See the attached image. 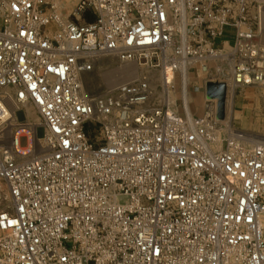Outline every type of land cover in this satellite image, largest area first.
Listing matches in <instances>:
<instances>
[{"label":"built area","instance_id":"obj_1","mask_svg":"<svg viewBox=\"0 0 264 264\" xmlns=\"http://www.w3.org/2000/svg\"><path fill=\"white\" fill-rule=\"evenodd\" d=\"M59 4L0 0V264H264V142L149 106L147 80L81 79L116 56L168 93L218 58L235 88L262 80L264 0H77L80 22ZM26 104L39 153L18 147Z\"/></svg>","mask_w":264,"mask_h":264},{"label":"rangeland","instance_id":"obj_2","mask_svg":"<svg viewBox=\"0 0 264 264\" xmlns=\"http://www.w3.org/2000/svg\"><path fill=\"white\" fill-rule=\"evenodd\" d=\"M76 2L77 0H69L63 4L59 1V12L69 20L86 21L88 18L86 14L77 16V18L71 14ZM123 64H128L130 67L135 66L138 73L135 78L147 80L148 84H151L149 85L151 96L147 104L149 106L161 105L164 101V95L158 80V72L133 63H123L116 56L99 58L89 72L82 74L83 90L91 94L104 93L107 90L102 74ZM202 67H205L206 70H202ZM186 75L185 88L190 97L189 108L191 115L201 116L207 112L211 113L217 123L216 127L220 141H223L225 130L230 126L242 134L245 143L264 142V78L235 88L231 84L228 74V64L226 60L221 58L202 64L197 62L186 71ZM181 77L182 75L178 74L174 77L175 85L170 93L173 103L170 104V107L177 113L184 114L181 98V87L183 85ZM208 85H211V93H213L211 96L207 94ZM221 85L223 86L222 89H220ZM231 91L232 93H230ZM220 100L222 102L221 117L218 116ZM236 102L239 104L237 105L239 110H235L234 104ZM240 102H242L241 109L239 108ZM24 106L29 109L30 115H26L22 106H20L17 119L22 122L23 127L33 128L34 135L32 130H29L31 144L34 138L41 141L43 129L40 125L38 112L31 104ZM256 136L262 138L259 139ZM26 139L27 137L21 136V146H26ZM26 153H29V150Z\"/></svg>","mask_w":264,"mask_h":264},{"label":"bare ground","instance_id":"obj_3","mask_svg":"<svg viewBox=\"0 0 264 264\" xmlns=\"http://www.w3.org/2000/svg\"><path fill=\"white\" fill-rule=\"evenodd\" d=\"M61 3H66L69 0H59ZM130 65V64H129ZM202 70H206V68H201ZM104 72V71H103ZM182 77H181V81L183 83L182 87H181V98H182V102L184 104V113L186 115H191L190 113V108H189V101H190V97L188 96V93L186 91V70H182L181 73ZM138 76L137 70L134 67H130L128 66V64H123V65H119L116 68L106 71L102 74V79L103 82L106 86V90L110 89L111 87H114L115 85H117L118 83H122V82H127L132 78H135ZM158 80L162 86V93H163V97L165 99H168V101L171 103H173V98L171 97L169 90L167 91V87L165 86V84L162 82L161 77L158 75ZM174 81V79H173ZM151 85V84H149ZM175 85V83H174ZM232 93V91L230 92ZM11 106V104H9ZM22 108L24 109V112L26 115H30L29 109L25 106H22ZM18 136H25L27 137V141H26V146L23 147L20 144L18 145L20 151L22 153H26L27 150H29L32 153H39L43 150L42 148V142L37 140V141H33L32 144L30 142V132H29V128L28 127H24L20 130V132L18 133ZM259 136H256V138ZM262 137H259V139H261Z\"/></svg>","mask_w":264,"mask_h":264},{"label":"water","instance_id":"obj_4","mask_svg":"<svg viewBox=\"0 0 264 264\" xmlns=\"http://www.w3.org/2000/svg\"><path fill=\"white\" fill-rule=\"evenodd\" d=\"M210 86V87H209ZM223 88V86L221 85L220 86V89H222ZM212 92V90H211V85H208V87H207V94H208V96H211V94H213V93H211ZM222 102H221V100L219 101V112H218V116L219 117H221V109H222Z\"/></svg>","mask_w":264,"mask_h":264},{"label":"crops","instance_id":"obj_5","mask_svg":"<svg viewBox=\"0 0 264 264\" xmlns=\"http://www.w3.org/2000/svg\"><path fill=\"white\" fill-rule=\"evenodd\" d=\"M240 103H241V104H240L239 108L241 109V108H242V102H240ZM237 105H239L238 102H236V103L234 104L235 110H239Z\"/></svg>","mask_w":264,"mask_h":264}]
</instances>
